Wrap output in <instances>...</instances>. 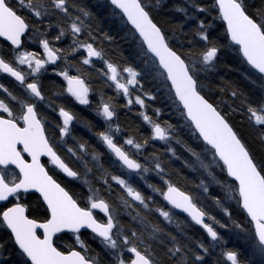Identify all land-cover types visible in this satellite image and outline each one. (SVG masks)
Listing matches in <instances>:
<instances>
[{
	"label": "snow or ice",
	"instance_id": "6c2138e0",
	"mask_svg": "<svg viewBox=\"0 0 264 264\" xmlns=\"http://www.w3.org/2000/svg\"><path fill=\"white\" fill-rule=\"evenodd\" d=\"M160 3L161 0H155V5L150 0H110L113 15L120 16L126 26H131L128 31L138 41L137 56L146 71L155 74L154 78L160 79L167 88L172 104L183 118L184 126L196 139L202 140L204 153L210 159L206 162L201 153L190 147L187 150L201 168L209 170L218 167L221 172H226L225 179L216 182L222 184L227 197L235 200L244 214L241 220H233L232 223L244 234L249 255L244 260L241 251L225 250L222 256L226 257L229 264H264V159L257 160L226 115L210 102L201 80L202 73L215 69L221 50L208 31L212 24L207 23V16L215 13L214 18L222 20L225 25L226 38L242 57L248 78L255 76L257 80L264 81V0L251 5L246 0H208L207 4L187 0L196 13L207 16L201 19L195 14L189 15L187 7L177 8L184 13L186 20H198L195 35L203 41V45L196 50L193 41L188 40L185 51L173 47L170 33L174 36V31H166L153 15ZM250 7L255 11H250ZM91 18L92 13L77 0H0V37L8 42L11 55V59H5L0 54V72L14 77L28 93V98H22L0 84V89L7 94L0 98V232L7 235L6 240L0 238V253L9 252L15 257L7 260L6 264H204L201 251L208 253L209 247L200 243L193 248L181 235L169 231L162 222H154L150 218L151 213L153 210L157 212L167 224L173 223L172 209L186 213L216 243L226 241L212 224L206 222V218L220 227L227 228L228 225L200 206L195 196L173 183L160 156L153 155L150 162L152 167L148 163L142 164L116 142L114 132L120 131L118 124L114 127L108 123L106 130L98 132L100 140L123 169L135 173L141 179L146 173L155 170L164 186L148 184V187L153 193L162 196L171 209H153L150 204L155 203L153 196H146L135 187L130 182V176L125 179L122 175L109 173L99 163L101 154L93 151L92 159L103 169L101 182L107 195H116L107 178L109 176L122 189V193L116 195L118 204H112L101 194V189L87 179L92 169L80 154H88L86 142L78 143L80 152L71 147L67 149L77 160L83 161V176L59 154L61 145L55 141L54 135L66 143L64 137L69 135L70 124L76 119L74 114L59 106L62 124H53L38 110V104L47 101L43 106L57 111L53 106L55 102L46 97L42 90V70L46 73L48 65H56L61 60L68 65L69 57L81 49L87 53L83 64L92 65L93 57L104 62L107 68L104 75L113 82L118 93L129 97V105L133 103L130 87H143L138 79L142 75L140 71L112 62L107 59L103 48L94 46L91 41H95L96 37L92 34V25L87 22ZM68 33L72 36L71 46L67 49L57 46ZM82 36L86 39H81ZM105 38L112 40L106 33ZM29 43L38 44L42 52L30 50L27 47ZM22 66H26L27 71ZM52 71L64 78L66 92L76 101L81 105L90 103V89L80 75H71L68 67L59 71L53 68ZM124 73H127V77H124ZM29 76L36 78L29 82ZM225 90L221 88V91ZM227 90L233 98L240 99L243 106H230L231 110L240 111L247 117L258 130L261 144L264 145V96L252 101L231 84ZM145 95L155 99L151 93L145 92ZM135 102L145 106L140 95L135 97ZM156 112L159 115L160 110L156 109ZM98 114L106 122L112 121L116 115L111 105L105 102L101 103ZM143 119L151 127L149 138L143 143L128 138L124 141L126 145L139 151L149 143V139L169 144L174 138L172 124L158 122L147 114H143ZM50 128L53 134H50ZM167 151L180 159L173 148L169 147ZM42 157H47L46 163ZM58 173L82 180L87 185L89 195L85 203H81ZM208 174L216 180L212 171ZM204 191H208L206 186ZM29 194H38L37 207L43 209L42 218L29 214L30 204L26 202ZM213 199L231 219V213L224 208L220 198ZM125 210L137 227L126 226L121 222L120 216ZM176 227L180 228V225ZM82 230H90L91 238L98 241L101 251H96L83 238ZM180 231L182 236H187L183 229ZM65 237L72 242L62 245ZM7 244H11L12 248H6ZM101 252L105 258L103 261Z\"/></svg>",
	"mask_w": 264,
	"mask_h": 264
},
{
	"label": "trees",
	"instance_id": "16d2710c",
	"mask_svg": "<svg viewBox=\"0 0 264 264\" xmlns=\"http://www.w3.org/2000/svg\"><path fill=\"white\" fill-rule=\"evenodd\" d=\"M83 7L87 8L92 13V18L87 22L93 27V36L96 37L94 43L95 47L103 48L107 59L120 66H132L142 73L138 79L142 84L137 85L136 96L140 95L145 101V106L140 107L135 102L131 105L128 104L127 98L121 93H118L104 72L107 71L106 65L99 59H92V65H85L82 63L84 57H86V51L81 49L74 55L69 57V64L66 65L64 61H57L56 65H48V71L45 73L42 70L40 75V82L42 84V90L46 97L54 101V107L57 111H52L51 108L44 107L47 101L38 104V110L44 114L49 121L53 124H62L61 117H59L58 107L63 106L71 111L76 119L70 125L69 135L64 137L66 143H62L58 136L54 135L55 141L60 144L58 151L62 158L72 167L84 175L83 161L77 160L75 156L67 151L68 148H74L77 152H80L78 143L86 142L88 154L80 153L83 155L84 160L88 161V167L92 169V172L88 174L89 179L93 185L101 189V194L112 204H118L116 195L122 193V189L111 181L110 176L107 177L109 183L112 185L113 191L116 195L108 196L105 187L102 185L101 176L104 175L103 169L99 167L96 161L92 159L91 153L93 151L99 152V163L103 165L104 169H107L109 173L115 175H122L123 178L129 179L135 187L141 190L146 196H153L155 203L150 202L153 209L155 207H164L165 210H169L170 207L158 193H153L152 189L148 187V184H155L157 186H164L163 181L156 174L155 170L150 171L141 179L139 176L133 173L125 171L112 154L107 151L105 145L102 143L97 133L106 130L107 124L111 123L120 126L119 132H114L116 142L125 147L131 154L136 156L139 161L144 164L151 165V159L153 155L160 156L165 165L167 171L171 174L173 183L177 184L181 190L191 193L197 198V202L205 208V210L212 216H215L221 223L228 225L227 228L220 227L219 224H215L213 221H206L219 232L220 236L226 243H216L212 241L206 231L197 227L192 221H190L185 215H181L173 211V223L167 224L163 221V218L159 216L157 212L153 210L150 218L154 222H162L169 231H172L176 235H181L182 239L190 244L193 248H196L198 244L203 243L206 247H209L208 253L204 255V264H229L226 262V257L222 256V252L225 250H239L242 252V259L247 260L249 255L248 244L244 240V234L236 229L233 225V220H241L242 213L241 208L235 200L229 199L226 195V189L221 183L216 181H222L226 177V172H221L218 167H212L209 170H205L200 167L195 157L187 150L192 148L193 150L201 153V156L206 159H210V156H206L204 153V146L201 140L196 139L191 131L184 126L183 118L175 105L172 104L168 95L167 88L164 87L160 79L154 78L153 73L146 71L145 66L141 63V60L137 56L138 41H135L128 29L129 26L125 25L121 17L113 15V8L110 2L107 0H77ZM200 3L207 4L208 0H198ZM251 5L253 2L260 4L261 0H246ZM150 3L155 5V0H150ZM178 7H187L189 15L195 14L199 18L203 19L207 14L196 13L195 9L191 8L187 4V0H161V3L156 6L153 12L157 22L161 24L165 30L171 29L175 35H171L170 39L174 48L178 51H185L188 47V40H192L193 44L198 50L203 41L195 35V30L198 26V20H186L184 13L177 10ZM250 11H255L253 8H249ZM216 16L213 13L212 16H207V23L212 24V27L208 29L211 38L220 46V52L218 54V60L216 61L215 69L201 74L202 83L205 85V95L208 96L210 102L214 103L225 114L227 119L234 126V129L241 135L242 139L251 149L252 153L256 156L257 160L264 159V145L261 144L258 130L253 127L252 123L248 121L247 117L240 111L233 112L232 107H243L240 103V99L233 98L231 92L227 90L228 85L243 92L246 97L252 101H257L263 96L260 90V84H264V81L257 80L255 76L251 79L248 78V74L245 72L246 65L242 62V58L232 46L229 39L226 38L225 26L222 20L214 18ZM54 19V18H53ZM55 28L53 29V34ZM105 33L112 37V40L105 38ZM51 35V34H50ZM81 39H86L82 36ZM55 43V42H54ZM72 44L71 33H68L62 38L57 46L63 48H69ZM30 50L40 51L38 44H27ZM0 54L5 59H11V55L8 51L7 44L0 41ZM23 67V66H22ZM65 67L69 68L71 75H80L85 83L88 85L89 101L87 105H79L71 95L66 92V81L62 76L57 75L52 71L56 68L57 71ZM127 77V73L123 74ZM206 77V79L204 78ZM36 77L29 76V82ZM253 80H256L253 83ZM0 84H3L9 91L22 98H28V93L25 90L24 85L20 86L7 76H3L0 72ZM261 86V85H260ZM221 88H225V91H221ZM208 89H211L209 92ZM145 92L151 93L155 96V99H150L145 95ZM7 94L0 89V98L6 97ZM242 99V98H241ZM109 103L116 115L112 121L106 122L101 115L98 114L101 103ZM156 109L160 110L159 115ZM143 114H147L152 119L158 122L168 123L174 126L175 135L169 144H165L163 141L151 140L149 143L141 148L135 154V151L130 149L124 141L128 138H133L136 142L143 143V141L150 136L151 127L143 119ZM50 134L52 129H49ZM72 137H76L74 140ZM179 141V142H177ZM171 147L175 150L176 157L172 156V153L167 151ZM147 158V159H146ZM47 162V160H42ZM187 161V164L185 163ZM188 165H191L189 167ZM51 167V165H49ZM212 171L216 176V180H213L212 176L208 173ZM59 178L67 185V187L73 191L80 199L81 203H85L88 193V187L82 180L68 179L62 174L58 173ZM230 180V178H228ZM203 181V185H201ZM147 182V183H146ZM208 188V191H204V187ZM37 195L29 194L26 202L30 204L29 214L37 218H42L43 209L37 207ZM213 197H219L224 208H227L231 213V219L223 208L216 205ZM127 210L122 212L120 220L126 226L137 227L135 222L130 221V217L126 214ZM102 217L103 214L99 213ZM179 224L180 228L176 225ZM180 229H183L187 236H182ZM83 238L86 239L96 251H101V245L97 240H93L90 233H83ZM0 238L6 240L7 235L0 232ZM190 238V239H189ZM72 241L65 237L62 245L71 243ZM215 244V247L212 245ZM6 248H12L11 244H7ZM15 257L10 255L9 252L0 253V264H6L7 260L14 259ZM102 261L105 259L101 252Z\"/></svg>",
	"mask_w": 264,
	"mask_h": 264
},
{
	"label": "water",
	"instance_id": "95a60500",
	"mask_svg": "<svg viewBox=\"0 0 264 264\" xmlns=\"http://www.w3.org/2000/svg\"><path fill=\"white\" fill-rule=\"evenodd\" d=\"M107 1H109L110 2V0H107ZM118 11V10H117ZM129 26V28L131 27L130 25H128ZM225 26V25H224ZM138 35V34H137ZM0 41H2V42H5L6 44H8V42H6V41H4V39L2 38V37H0ZM231 42V41H230ZM242 58V57H241ZM1 74L3 75V76H7V77H9L11 80H13L15 83H17V84H19L20 86H23L19 81H16L15 80V78L14 77H11L10 75H8V74H6V73H2L1 72ZM202 141V140H201ZM106 147V146H105ZM106 149H107V147H106ZM107 151H109L108 149H107ZM110 152V151H109ZM111 153V152H110ZM112 154V153H111ZM112 156L114 157V159H116V157L114 156V154H112ZM47 160V157H42V160ZM117 161V160H116ZM125 171H128V170H126V169H124ZM60 174H62V176H64V177H66L63 173H60ZM133 174H135V173H133ZM66 178H68V179H72V180H74L73 178H69V177H66ZM231 179V178H230ZM37 196H38V194H36ZM166 203H167V201H166ZM168 204V203H167ZM169 207H170V209H171V205H168ZM173 211H175V212H177V213H179V214H183V215H185L190 221H191V219H190V217H188L187 216V214L186 213H182V212H180L179 210H175V209H172ZM98 211V210H97ZM207 222V221H206ZM192 223H194V222H192ZM195 224V223H194ZM196 225V224H195ZM197 227H199V228H201L203 231H206L201 225H196ZM82 232L83 233H87V232H89L90 233V230H82Z\"/></svg>",
	"mask_w": 264,
	"mask_h": 264
},
{
	"label": "rangeland",
	"instance_id": "374dc122",
	"mask_svg": "<svg viewBox=\"0 0 264 264\" xmlns=\"http://www.w3.org/2000/svg\"><path fill=\"white\" fill-rule=\"evenodd\" d=\"M87 54V53H86ZM87 56V55H86ZM92 59H97V58H95V57H93ZM24 68H25V70L27 71V68H26V66H23ZM261 85V86H260ZM260 85H258L259 86V88H260V90L262 91V93H263V96H264V84H260ZM67 87V86H66ZM136 88H137V85L136 86H134V87H130V92H131V99H132V101L133 102H135V97H136ZM70 95V94H69ZM74 98V97H73ZM127 98V100L129 99V97H126ZM136 103V102H135ZM78 104L79 105H81L79 102H78ZM137 104V103H136ZM138 106H140V107H142L141 105H139V104H137ZM102 117V116H101ZM103 118V117H102ZM61 121H62V119H61ZM103 143V142H102ZM126 146H128L130 149H132L133 151H135V154L137 153V150L133 147V146H131V145H126ZM145 175H147V173L145 174ZM208 234V233H207ZM211 238V237H210Z\"/></svg>",
	"mask_w": 264,
	"mask_h": 264
},
{
	"label": "flooded vegetation",
	"instance_id": "af4514ba",
	"mask_svg": "<svg viewBox=\"0 0 264 264\" xmlns=\"http://www.w3.org/2000/svg\"><path fill=\"white\" fill-rule=\"evenodd\" d=\"M67 84V83H66ZM75 99V98H74ZM62 119V118H61ZM73 122V121H72ZM71 125V124H70Z\"/></svg>",
	"mask_w": 264,
	"mask_h": 264
}]
</instances>
